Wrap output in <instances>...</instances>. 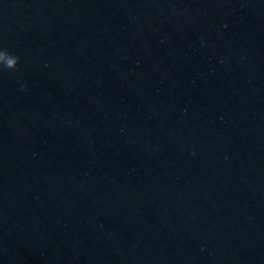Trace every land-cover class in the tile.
Instances as JSON below:
<instances>
[{
    "label": "water",
    "instance_id": "95a60500",
    "mask_svg": "<svg viewBox=\"0 0 264 264\" xmlns=\"http://www.w3.org/2000/svg\"><path fill=\"white\" fill-rule=\"evenodd\" d=\"M0 264H264V0H0Z\"/></svg>",
    "mask_w": 264,
    "mask_h": 264
},
{
    "label": "clouds",
    "instance_id": "9594fccd",
    "mask_svg": "<svg viewBox=\"0 0 264 264\" xmlns=\"http://www.w3.org/2000/svg\"><path fill=\"white\" fill-rule=\"evenodd\" d=\"M20 57L9 53L6 49L0 50V66L8 70H16Z\"/></svg>",
    "mask_w": 264,
    "mask_h": 264
}]
</instances>
